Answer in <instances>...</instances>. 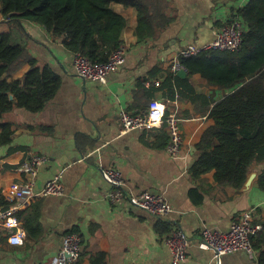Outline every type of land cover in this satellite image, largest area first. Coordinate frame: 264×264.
Listing matches in <instances>:
<instances>
[{
  "label": "crops",
  "instance_id": "obj_1",
  "mask_svg": "<svg viewBox=\"0 0 264 264\" xmlns=\"http://www.w3.org/2000/svg\"><path fill=\"white\" fill-rule=\"evenodd\" d=\"M167 1L170 23L142 40L136 34L137 8L112 3L126 20L121 34L126 62L110 73L106 83L78 76L74 52L63 39L40 24L23 20L24 32L17 33L15 41L27 47L40 67L49 66L59 76L60 85L39 111L16 105L0 117V125L10 122L13 130L11 143L0 145V196L10 203L5 194L12 182L24 179L19 165L33 154L46 157L35 189L59 176L65 192L39 197L22 210L25 242L12 244L8 233L3 234L0 264H52L64 233L72 230L82 238V254L76 264H101L103 260L106 264H172L165 237L176 228H182L190 238L183 264H217L213 250L201 246L202 228L211 225L227 230L245 211H252L253 222L262 225L253 237L257 244L254 253H228L221 264H261L264 189L258 177L264 173V160L250 168L247 180L252 174L255 177L241 188L219 185L215 170L199 177L191 172L198 158L196 144L214 122L209 117L211 108L240 84L221 88L209 84L200 73L186 77L185 71L173 73L171 69L186 45L211 41L215 30L238 15V9L250 0ZM10 30L0 11V32ZM30 69V63H25L4 78L23 83ZM159 79L160 84L152 83ZM154 98L168 102V114L176 111L186 118L182 123L184 144L177 157L167 151L170 136L166 124L121 132V110H142ZM109 167L122 170L132 194L144 190L164 193L172 212L158 217L127 199L110 201L107 193L112 186L102 174V169ZM160 222L167 224L169 231H160Z\"/></svg>",
  "mask_w": 264,
  "mask_h": 264
},
{
  "label": "trees",
  "instance_id": "obj_2",
  "mask_svg": "<svg viewBox=\"0 0 264 264\" xmlns=\"http://www.w3.org/2000/svg\"><path fill=\"white\" fill-rule=\"evenodd\" d=\"M114 1L137 8L136 34L140 40L153 36L171 21L167 0H0V11L11 27L9 32H0V117L16 105L39 111L60 85L59 76L49 66L40 67L27 47L15 41V35L24 32L23 20L44 26L73 52L82 51L94 62H104L122 46L126 24L124 16L114 10ZM237 14L246 26L239 50H207L182 57L181 62L187 67L186 77L200 73L209 84L226 89L240 84L211 108L209 117L214 122L196 144L198 158L191 172L199 177L215 170L219 185L241 188L250 168L264 160V0H250ZM25 63H30L31 69L23 83L4 78ZM0 126V145L11 143L12 124L3 122ZM258 183L264 189V173ZM0 204L9 205L2 196ZM22 212H18L19 218ZM158 229L169 231L164 222L158 223ZM253 245L257 246L255 239ZM259 259L264 264V250ZM101 264L106 263L103 260Z\"/></svg>",
  "mask_w": 264,
  "mask_h": 264
},
{
  "label": "built area",
  "instance_id": "obj_3",
  "mask_svg": "<svg viewBox=\"0 0 264 264\" xmlns=\"http://www.w3.org/2000/svg\"><path fill=\"white\" fill-rule=\"evenodd\" d=\"M246 26L241 17L236 15L228 22L223 23L215 30L214 38L205 43H190L181 51L171 69L173 73L187 72V67L181 58L197 56L207 50L236 51L244 40ZM126 62V49L121 46L113 50L104 62H94L82 51L74 52L73 66L75 73L85 80L106 83L110 73L119 70ZM161 80L152 83L160 84ZM151 84V81L148 82ZM169 101V100H168ZM167 103L159 99H152L148 106L142 110L131 112L122 109L120 112L121 132L125 133L135 129L157 128L164 124L168 127L169 143L168 153L179 156L184 144V131L182 123L186 118L176 111L168 114ZM46 162L43 154H33L19 165L18 170L24 174V179L12 182L5 194L10 201L9 205L0 204V243L1 236L8 233V241L12 244L22 245L27 232L21 225L18 212L31 206L35 199L49 195H62L65 186L59 176L48 180L40 189H35L36 177L39 168ZM102 174L112 189L107 193L110 201L117 203L127 199L134 206L147 210L158 217H165L173 210L171 202L164 193L144 190L139 194H132L127 190V180L121 169L109 167L102 169ZM262 229L261 224L253 222L252 211H245L240 218L234 220L227 230L218 226L205 225L202 228L201 246L209 247L214 252V259L221 264L225 254L245 250L254 253L253 237ZM172 264H183L187 259L190 238L182 228L174 229L165 237ZM82 254V238L79 232L67 231L63 235L62 246L52 264H76Z\"/></svg>",
  "mask_w": 264,
  "mask_h": 264
},
{
  "label": "water",
  "instance_id": "obj_4",
  "mask_svg": "<svg viewBox=\"0 0 264 264\" xmlns=\"http://www.w3.org/2000/svg\"><path fill=\"white\" fill-rule=\"evenodd\" d=\"M10 97L12 98V95H10ZM254 177H255V174H252L251 176H250V178L246 181V185H249L250 183H251V181L254 179Z\"/></svg>",
  "mask_w": 264,
  "mask_h": 264
}]
</instances>
